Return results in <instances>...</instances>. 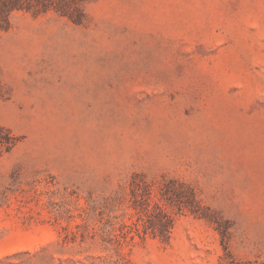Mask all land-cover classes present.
<instances>
[{"label":"rangeland","instance_id":"rangeland-1","mask_svg":"<svg viewBox=\"0 0 264 264\" xmlns=\"http://www.w3.org/2000/svg\"><path fill=\"white\" fill-rule=\"evenodd\" d=\"M0 264H264V0H0Z\"/></svg>","mask_w":264,"mask_h":264}]
</instances>
